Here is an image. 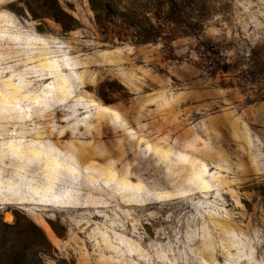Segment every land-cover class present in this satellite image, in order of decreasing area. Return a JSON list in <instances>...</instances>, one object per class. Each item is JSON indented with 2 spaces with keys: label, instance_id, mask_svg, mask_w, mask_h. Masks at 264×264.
<instances>
[{
  "label": "rangeland",
  "instance_id": "rangeland-1",
  "mask_svg": "<svg viewBox=\"0 0 264 264\" xmlns=\"http://www.w3.org/2000/svg\"><path fill=\"white\" fill-rule=\"evenodd\" d=\"M164 1L0 0V264H264V0Z\"/></svg>",
  "mask_w": 264,
  "mask_h": 264
},
{
  "label": "trees",
  "instance_id": "trees-1",
  "mask_svg": "<svg viewBox=\"0 0 264 264\" xmlns=\"http://www.w3.org/2000/svg\"><path fill=\"white\" fill-rule=\"evenodd\" d=\"M164 3H165V5H167V6H170L171 5V1L170 0H165L164 1ZM94 9V8H93ZM94 11H95V9H94ZM62 12V11H61ZM68 17V16H67Z\"/></svg>",
  "mask_w": 264,
  "mask_h": 264
}]
</instances>
